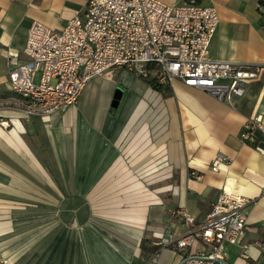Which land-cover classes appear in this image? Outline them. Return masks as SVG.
Instances as JSON below:
<instances>
[{
    "label": "crops",
    "instance_id": "crops-1",
    "mask_svg": "<svg viewBox=\"0 0 264 264\" xmlns=\"http://www.w3.org/2000/svg\"><path fill=\"white\" fill-rule=\"evenodd\" d=\"M86 2L0 0V264H179L180 213L200 223L224 186L249 202L231 264L264 260V0H216L210 57L262 70L234 106L118 69L64 111L27 114L7 85L9 57L24 60L33 21L58 31ZM108 80L124 91L114 112ZM256 118L257 148L240 139ZM217 158L227 164L212 172Z\"/></svg>",
    "mask_w": 264,
    "mask_h": 264
},
{
    "label": "built area",
    "instance_id": "built-area-1",
    "mask_svg": "<svg viewBox=\"0 0 264 264\" xmlns=\"http://www.w3.org/2000/svg\"><path fill=\"white\" fill-rule=\"evenodd\" d=\"M218 26L216 0H176L171 6L159 0H87L82 15L58 31L31 23L24 60L9 57L7 85L28 103L27 114L41 116L75 105L91 80L110 79L118 69L167 86L179 81L234 106L262 70L212 59L209 49ZM261 127L259 118L248 120L241 141L257 148L253 131ZM226 164L217 158L210 170ZM190 176L197 178L195 172ZM248 203L237 189L224 186L200 223L180 213L186 232L174 245L179 264H229L228 247L246 248Z\"/></svg>",
    "mask_w": 264,
    "mask_h": 264
},
{
    "label": "rangeland",
    "instance_id": "rangeland-1",
    "mask_svg": "<svg viewBox=\"0 0 264 264\" xmlns=\"http://www.w3.org/2000/svg\"><path fill=\"white\" fill-rule=\"evenodd\" d=\"M114 75H115V73H113V75H112V79H113V77H114ZM101 89H102V92H101V94L102 95H111V100H113L114 99V96L115 95H119V101H120V99H121V97L124 95V91L121 89V88H119L118 86L117 87H115L114 85H113V83H112V81H103V84H101ZM25 110L24 111H26V110H28L27 109V107H28V103L27 102H25ZM52 252V251H51ZM50 252V253H51ZM227 262L229 263V264H231L232 263V259H231V257L230 258H228L227 259Z\"/></svg>",
    "mask_w": 264,
    "mask_h": 264
},
{
    "label": "trees",
    "instance_id": "trees-1",
    "mask_svg": "<svg viewBox=\"0 0 264 264\" xmlns=\"http://www.w3.org/2000/svg\"><path fill=\"white\" fill-rule=\"evenodd\" d=\"M147 84L156 91L169 92L165 85L158 83L156 79L146 81Z\"/></svg>",
    "mask_w": 264,
    "mask_h": 264
},
{
    "label": "water",
    "instance_id": "water-1",
    "mask_svg": "<svg viewBox=\"0 0 264 264\" xmlns=\"http://www.w3.org/2000/svg\"><path fill=\"white\" fill-rule=\"evenodd\" d=\"M118 103H119V95H115L112 102L111 112H114V109L117 107Z\"/></svg>",
    "mask_w": 264,
    "mask_h": 264
}]
</instances>
